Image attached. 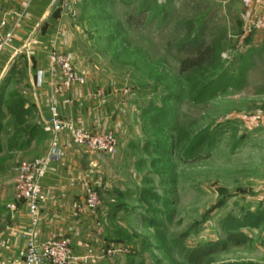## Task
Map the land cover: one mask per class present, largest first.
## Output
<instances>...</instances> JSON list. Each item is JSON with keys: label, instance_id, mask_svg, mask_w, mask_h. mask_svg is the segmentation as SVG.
I'll return each instance as SVG.
<instances>
[{"label": "rangeland", "instance_id": "374dc122", "mask_svg": "<svg viewBox=\"0 0 264 264\" xmlns=\"http://www.w3.org/2000/svg\"><path fill=\"white\" fill-rule=\"evenodd\" d=\"M60 2L41 40L53 90L57 49L86 78L75 86L109 103L112 129L98 132L118 142L90 151L100 244L78 257L72 242L78 263L194 264L208 246L202 264H264V66L243 43L242 0ZM196 38L215 58L182 71Z\"/></svg>", "mask_w": 264, "mask_h": 264}, {"label": "crops", "instance_id": "0c3cea01", "mask_svg": "<svg viewBox=\"0 0 264 264\" xmlns=\"http://www.w3.org/2000/svg\"><path fill=\"white\" fill-rule=\"evenodd\" d=\"M53 2L0 0V24L5 23L2 30L14 34L13 45L0 54V88L7 80L0 91V264L24 261L30 217L27 203L16 200L15 177L22 162L49 150L50 106L55 105L63 118L89 129H112L114 113L106 101H98L76 86L63 93L53 90V80L59 76L50 74L41 41L49 38L56 25L55 9L61 2L51 9ZM242 4L243 43L258 51V62L264 66V0H242ZM16 97L22 103L13 104ZM90 153L73 143L67 133L59 134L49 170L42 179V218L35 229L38 242L70 237L78 257H89L100 244L92 230L100 218L94 211L79 209L84 204L86 182H93V168L100 165L98 157ZM13 202L17 203L15 211L9 208Z\"/></svg>", "mask_w": 264, "mask_h": 264}, {"label": "built area", "instance_id": "2783aa9c", "mask_svg": "<svg viewBox=\"0 0 264 264\" xmlns=\"http://www.w3.org/2000/svg\"><path fill=\"white\" fill-rule=\"evenodd\" d=\"M68 9L75 14L71 7ZM4 26L5 23L2 22L0 24V54L6 47H10L14 43L13 32L3 31ZM50 61L59 69L61 76L60 82L54 86L56 93H63L75 85L86 83V78L74 67L68 55L53 49L50 52ZM48 122L52 136L49 150L41 157L22 162L18 166L15 178L16 200L27 203L30 217V226L25 232L27 245L22 264H45L46 262L49 264H79L69 237L49 239L43 242H38L35 238V229L42 218V179L49 170L53 153L58 146L60 133H67L73 143L82 145L88 152L98 151L109 155L116 154L118 151L117 137L112 131H94L63 118L56 106H51ZM99 202L100 193L98 190L87 185L84 204L80 205L79 209L81 211L84 209L94 210ZM9 208L15 211L17 203H11Z\"/></svg>", "mask_w": 264, "mask_h": 264}, {"label": "trees", "instance_id": "16d2710c", "mask_svg": "<svg viewBox=\"0 0 264 264\" xmlns=\"http://www.w3.org/2000/svg\"><path fill=\"white\" fill-rule=\"evenodd\" d=\"M181 48L185 50L187 53H189V57H186L181 62L182 71H187L191 68L201 66L205 63H211L215 58V46L211 43L206 42L205 40H199L196 38V40H193L190 43H185L181 45ZM6 82L7 80H5V83ZM4 84L0 88V91H3ZM16 96H18V93H16ZM21 101H22L21 98L16 97V99L13 101V104L17 103L18 105L19 103H22ZM14 112L17 113V110H14ZM211 252L212 249L208 246L195 247L190 252L188 256V260L189 262H192L194 264H202L206 259V257L211 254Z\"/></svg>", "mask_w": 264, "mask_h": 264}, {"label": "water", "instance_id": "95a60500", "mask_svg": "<svg viewBox=\"0 0 264 264\" xmlns=\"http://www.w3.org/2000/svg\"><path fill=\"white\" fill-rule=\"evenodd\" d=\"M59 2H60V0H54L53 4L51 6V9H54L58 5Z\"/></svg>", "mask_w": 264, "mask_h": 264}]
</instances>
